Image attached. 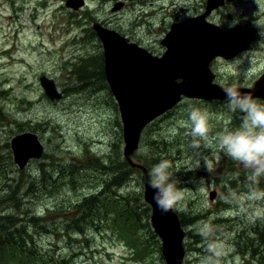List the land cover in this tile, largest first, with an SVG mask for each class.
Instances as JSON below:
<instances>
[{
    "label": "rangeland",
    "instance_id": "rangeland-1",
    "mask_svg": "<svg viewBox=\"0 0 264 264\" xmlns=\"http://www.w3.org/2000/svg\"><path fill=\"white\" fill-rule=\"evenodd\" d=\"M118 1H123L125 6L114 12L113 6ZM65 2L0 0V200L9 202L0 203V215L14 214L23 220V211L28 207L32 210L30 216L47 217L41 225L57 227L55 231L45 233L39 224L36 231L33 227L30 232L36 243L32 250L57 260L51 264H166L161 240L152 227L144 226L146 220L141 223L140 231L136 226H129V222L123 228L111 224L113 208L120 209L121 216H125L122 207H105L107 231L99 232L92 220H86L84 234L73 228L69 232L66 229L69 226L66 223L69 203H75L84 195L95 194L104 187L95 173H82L83 188L74 191L66 183L68 165L73 162L80 165V157L86 151L97 156L111 154L119 129L113 125L118 118L121 121L115 99L117 114L113 110L110 89L108 91L105 84L98 87L97 80H76L74 73L80 69L78 59L91 58L93 54H100L103 58L101 42L91 33L94 20L106 22L153 54L161 55L165 48L160 42L170 25L201 14L203 10L198 9L201 4L206 5V0H85L86 7L79 11L68 9ZM212 16L228 29L245 25L246 20L251 23L256 32L252 48L233 60L216 61L214 73L216 82L223 86H253L264 72V0H259V5L255 0H235L215 10ZM232 24L235 26L230 27ZM88 69L93 73L91 67ZM43 76L55 82L62 95L60 100L51 101L47 97L40 82ZM77 82L92 84L95 90L75 93ZM225 104L226 101L201 100L184 103L147 129L150 133L148 146L144 148L141 142L142 149L140 146V152L135 155L138 153L137 157L147 158L155 151L161 154L171 148L175 155L179 153L178 161L187 168L196 158L189 138L184 135L189 107L207 113L211 134L215 135L230 128L228 125L233 124L235 118ZM20 131L37 136L44 147L43 156L30 159L24 170H20L11 158L10 142ZM154 136H160L159 141L153 139ZM215 150L217 156L212 155V149L207 153L213 172L209 174L202 168L193 172V181L184 183L183 200L175 209L182 219L185 214L202 215L196 224L184 227L187 232L184 264H201L206 241L200 235V228L205 224L210 226L212 238L224 246L220 264H264V255L254 259L253 248L239 247L237 243L240 240L238 234L251 224L264 222V219L253 218L252 209L247 204L241 209L233 202V197L240 196H233L230 188L224 189L223 182L238 173H245V170ZM40 167L47 170V176L42 177ZM217 176L221 177L216 179ZM47 177L58 187L51 194L38 192L39 187L30 186V182H37L40 178L45 181ZM201 177L205 178L204 191L196 188ZM19 178L26 180L27 184L19 191V198L9 201V187L14 190L19 185ZM6 184L7 187L1 188ZM144 186L142 179L133 174L117 194L122 197L140 194L144 198ZM214 192L215 197L211 199ZM79 216L78 210L75 218ZM218 218L228 220L225 227L220 224L219 229L216 227L219 231L212 225ZM10 263L0 260V264Z\"/></svg>",
    "mask_w": 264,
    "mask_h": 264
},
{
    "label": "water",
    "instance_id": "water-1",
    "mask_svg": "<svg viewBox=\"0 0 264 264\" xmlns=\"http://www.w3.org/2000/svg\"><path fill=\"white\" fill-rule=\"evenodd\" d=\"M232 1V0H229ZM225 0H208L206 12L184 23H174L162 45L167 48L161 57L119 35L94 24V30L104 48L105 75L119 107L123 125V154L131 167L147 169L132 156L140 146L146 127L175 108L183 98L204 101H225L224 87L214 83L210 64L217 57L231 59L248 49L252 32L224 33L207 22L213 10ZM67 7L79 9L83 0H68ZM51 101L60 100L54 81L43 76L40 80ZM264 101V74L253 88L237 87ZM14 160L23 169L30 159H40L44 152L37 136L22 133L11 141ZM153 190L145 185L144 200L151 207V225L162 242V254L167 264H183L186 232L175 210L162 214L152 199ZM215 197L212 193L211 199Z\"/></svg>",
    "mask_w": 264,
    "mask_h": 264
},
{
    "label": "trees",
    "instance_id": "trees-1",
    "mask_svg": "<svg viewBox=\"0 0 264 264\" xmlns=\"http://www.w3.org/2000/svg\"><path fill=\"white\" fill-rule=\"evenodd\" d=\"M92 59H94V61ZM77 63H79L80 69L82 68V70L80 71L79 69L75 71L74 76H76V80H97L98 87L105 84L106 89H108L109 91L106 76L104 74L103 58L100 56V54H93L91 58L86 56L85 58H83V60L78 59ZM92 64L97 67L91 66ZM88 66L92 68L93 73L90 72ZM84 77L86 78L84 79ZM75 87V93H81L84 91L91 92L92 90H95L92 84L88 83L77 82L75 84ZM110 97L111 101H114L112 95H110ZM185 101L186 102L184 103L193 100ZM184 103L182 102L176 108L169 111L167 114L182 106ZM112 106L114 108V112L117 114V106L115 101L112 103ZM159 119H161V117L152 122L146 128V130L148 128H152L154 123H156ZM239 123V114H235L233 124L228 126L232 128L238 126ZM113 126L119 129L116 131V137L114 139L115 145L113 146L114 150L111 154H109L108 156H97L91 154L89 151H86L85 155L80 157V160L82 162L80 163V165L76 166V163L73 162L70 163L67 167V172H65L66 183L70 185V187L74 191H78L83 188V184L85 181H81L82 173L93 172L95 173L97 180L101 181V183L104 184L103 189L99 190L97 193L84 195L83 198L78 199L75 203H69L70 209L66 211V223L69 225L66 229L68 232L73 228L76 229L78 233L84 234V226L86 224V220L94 221L97 224L99 232L107 231L108 229L106 227V224L108 223V214L105 211V207L107 206L122 207L121 211L123 214L125 213V216L122 217L120 214V209L113 208V213L111 214L112 219L110 222L116 227H126L127 225L125 224L129 222V226H136L138 231H140L139 229L143 227L141 223H143L144 220H146V224L144 225L145 227H152L150 225L149 218L151 213V207L144 201L142 195L129 194L127 196L122 197L117 194V191L124 187V185H126V183L131 180L133 174L139 176L142 179L143 183L149 182V177L148 179H146L143 170L131 167L128 161L125 159L122 150V124L119 118L118 120H116ZM146 130L142 134L141 138V142L143 143L144 148L148 146V134L150 136V133L148 132V130ZM153 139H157L159 141L160 136H154ZM137 154L134 156V158L136 157L138 159L136 160V162L143 165L148 172L153 166V164L158 163L161 158H167L173 164V178L178 181V187L180 186V188H183L185 185L184 183L188 181H191L192 183L193 178L191 177V175H193V172L196 171H188L185 166H182L180 164L181 162L178 161V159H180L179 153L175 155L171 148L165 149V151L161 154L158 151H155L152 155L147 158H142V156L137 157ZM39 170L42 174V177L47 176V170L45 168L40 167ZM20 174H23V172H20ZM223 175L224 174L222 173V176ZM220 177L221 176H217L216 179H219ZM18 181L19 185L15 186L14 190L12 187H9V201L13 202L14 199L19 198V191L23 189L27 184L26 180H24L23 178H19ZM223 183L224 189L226 191L227 188H230V191L232 192L233 196H241L244 193V189L247 187L246 172L238 173L233 177H229ZM7 186L8 184L1 186V188ZM30 186L39 187L37 189L38 192L49 194H51L53 189L58 188L55 186V181H52L49 177H47L45 181L40 178V180L37 182H30ZM261 187H264V181H262ZM13 192L15 193V195H13ZM118 197H121V199H116ZM0 203L5 204L9 202L5 199H2L0 200ZM78 210L80 216L78 218H75L76 214L78 213ZM29 211L32 210L28 207L26 208V210L23 211V220H20L19 217L14 214L0 215V260L2 261V263L12 262L10 264H51L52 262L57 261H54L52 256H49L48 258L42 254H37L36 249L32 250L36 243L34 240V236L30 232V230L34 227L36 231L39 224L41 225L46 222L47 217H40L35 215L30 216L31 212ZM201 216L202 215L187 216L185 214V217L183 219L180 217V219L182 220L183 227H185L196 224ZM101 222H103V224H101ZM226 222H228L227 219L218 218L216 219L215 223H213V226L219 229L220 225H222V227H225ZM41 229H44L45 233H50L55 231L57 227L48 226V228H46L45 226L41 225ZM218 229L217 231H219ZM247 230L242 232L241 234H238L240 238V240H237L239 247H245L246 245V247L253 248L252 256L254 257V259L264 255V222L258 221L257 223L251 224L248 226ZM134 235L136 236L135 233ZM157 238L158 240H160L158 236ZM242 254H245V252L242 251Z\"/></svg>",
    "mask_w": 264,
    "mask_h": 264
},
{
    "label": "clouds",
    "instance_id": "clouds-1",
    "mask_svg": "<svg viewBox=\"0 0 264 264\" xmlns=\"http://www.w3.org/2000/svg\"><path fill=\"white\" fill-rule=\"evenodd\" d=\"M255 3L259 5V0H255ZM223 91L226 108L233 115L239 114L240 123L213 135L207 113L190 106L184 135L189 138L196 158L189 162L187 170L197 171L202 168L211 174L213 164L207 153L212 149V155L217 156L215 149H218L246 172V191L239 198L233 197V202L241 209L247 204L252 209L253 218L264 219V187H261L264 181V103L236 86L227 87ZM172 169V162L161 158L148 172L149 186L153 190L152 199L162 214L175 210L184 196L185 189L178 187ZM204 180V177L200 178L196 184L197 190L204 191ZM200 235L206 241L201 264H220L223 244L212 238V230L207 224L200 228Z\"/></svg>",
    "mask_w": 264,
    "mask_h": 264
},
{
    "label": "flooded vegetation",
    "instance_id": "flooded-vegetation-1",
    "mask_svg": "<svg viewBox=\"0 0 264 264\" xmlns=\"http://www.w3.org/2000/svg\"><path fill=\"white\" fill-rule=\"evenodd\" d=\"M202 1H205V0H202ZM207 2H208V0H206V5H204V4H201L200 5V7H199V9L198 10H203V12L201 13V14H199L198 16H201V15H203L205 12H206V10H207ZM124 6H125V3L123 2V1H118V2H116L115 4H114V6H113V11L114 12H117V11H119V10H121L122 8H124ZM194 10H197V9H194ZM214 12V11H213ZM212 12V13H213ZM197 17V16H196ZM213 16H212V14L209 16V17H207V20L209 21V22H212L213 24H216L217 26H219L221 29H223V28H225V29H228V27L224 24V23H221V22H219L218 20L217 21H215V19H213L212 18ZM193 18V17H192ZM109 21V20H108ZM95 22H98L102 27H104V28H106V29H109V30H113V31H116V32H118L117 30H115V29H113V28H111L110 26H109V24H107L106 22H101V21H93V23H95ZM93 26V25H92ZM243 30V31H252L253 30V28H251V23L250 22H248L247 20H246V24L245 25H242V26H240V25H238V26H236V27H234V28H231V29H229V30ZM92 30H93V28H92ZM263 30V29H262ZM254 31V30H253ZM255 32V31H254ZM91 33H93L95 36H97L96 35V33L94 32V30H93V32L91 31ZM119 34H121L120 32H118ZM124 36V35H123ZM255 36H256V32H255ZM254 36V38H253V42H252V44H251V46H250V48H252V46L254 45V41H255V39H256V37ZM125 37H127V36H125ZM97 38V37H96ZM127 38H129V37H127ZM98 39V38H97ZM129 40H131L133 43H135V44H137V45H139V43H137V42H134L131 38H129ZM102 46V44L100 45V47ZM139 46H141L142 47V45H139ZM146 49V48H145ZM148 50V49H147Z\"/></svg>",
    "mask_w": 264,
    "mask_h": 264
},
{
    "label": "bare ground",
    "instance_id": "bare-ground-1",
    "mask_svg": "<svg viewBox=\"0 0 264 264\" xmlns=\"http://www.w3.org/2000/svg\"><path fill=\"white\" fill-rule=\"evenodd\" d=\"M146 176V175H145ZM146 179H148L147 177H146ZM147 183H149V182H145V185L147 184ZM145 187V186H144ZM214 222V221H213ZM213 225V224H212Z\"/></svg>",
    "mask_w": 264,
    "mask_h": 264
}]
</instances>
